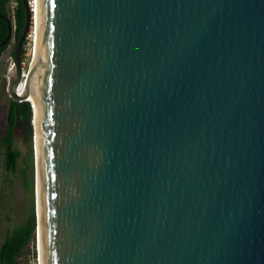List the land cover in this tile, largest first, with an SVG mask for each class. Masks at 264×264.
Here are the masks:
<instances>
[{"label":"water","instance_id":"1","mask_svg":"<svg viewBox=\"0 0 264 264\" xmlns=\"http://www.w3.org/2000/svg\"><path fill=\"white\" fill-rule=\"evenodd\" d=\"M20 1L37 264H264V0Z\"/></svg>","mask_w":264,"mask_h":264},{"label":"rangeland","instance_id":"2","mask_svg":"<svg viewBox=\"0 0 264 264\" xmlns=\"http://www.w3.org/2000/svg\"><path fill=\"white\" fill-rule=\"evenodd\" d=\"M31 30L30 26L28 35H31ZM28 35L22 46L24 53L21 55L24 72L28 70L32 49V37ZM8 47L10 59H6V50L0 56V246L6 235L24 224L31 212L34 213L32 132L28 140L27 126L23 120L17 121L12 130L11 148L17 152L15 166L11 170L5 168L4 140L8 128V108L12 102L7 93V77L11 71L8 69L13 64V39ZM31 125L30 123V128ZM20 261L23 264H37L35 238L20 256Z\"/></svg>","mask_w":264,"mask_h":264},{"label":"trees","instance_id":"3","mask_svg":"<svg viewBox=\"0 0 264 264\" xmlns=\"http://www.w3.org/2000/svg\"><path fill=\"white\" fill-rule=\"evenodd\" d=\"M8 2L9 0H0V16L8 17ZM14 18H13V38L14 44L23 27L25 13L20 0H14ZM7 36V25L3 18L0 17V42ZM8 43L0 48V56ZM24 51H22V54ZM31 119V111L28 103L11 102L7 113V135L4 140L5 147V168L11 170L14 168L17 152L11 148L12 130L17 121L23 120L27 126V139L31 138V128L29 124ZM35 237V217L31 212L28 219L13 230L12 233L6 235L3 243L0 246V264H23L20 261V256L29 247V244Z\"/></svg>","mask_w":264,"mask_h":264},{"label":"bare ground","instance_id":"4","mask_svg":"<svg viewBox=\"0 0 264 264\" xmlns=\"http://www.w3.org/2000/svg\"><path fill=\"white\" fill-rule=\"evenodd\" d=\"M32 10H33V12H32L33 23L31 25V27H32V30H31L32 49L30 52L29 67H28V70L26 72H24V69L22 68V72H21L20 77H19L17 84L15 86V90L17 92H23L30 85V83L32 81L33 66H34L35 54H36L37 0H35L34 4L32 5ZM33 45H34V47H33ZM28 100H30V99H28ZM24 101L25 100L23 98L17 97L16 102L23 103ZM30 101L33 102V100H30ZM31 124L35 128V115L33 117V121ZM35 142H36V136H35Z\"/></svg>","mask_w":264,"mask_h":264},{"label":"built area","instance_id":"5","mask_svg":"<svg viewBox=\"0 0 264 264\" xmlns=\"http://www.w3.org/2000/svg\"><path fill=\"white\" fill-rule=\"evenodd\" d=\"M27 2H28L29 8L32 9V5L34 4L35 0H31V1L27 0ZM14 6H15L14 0H9V2H8V17H9L12 25H13V18H14V15H13L14 14ZM30 36L31 35H28V37H30ZM8 46L5 49L6 50V59H10V55H9L10 53H9V47ZM12 67H13V64L9 67L8 70L10 71L12 69Z\"/></svg>","mask_w":264,"mask_h":264},{"label":"flooded vegetation","instance_id":"6","mask_svg":"<svg viewBox=\"0 0 264 264\" xmlns=\"http://www.w3.org/2000/svg\"><path fill=\"white\" fill-rule=\"evenodd\" d=\"M12 39L14 40L13 36H12ZM12 39H10V40L7 42L8 45H9V43L11 42ZM1 42H2V41H1ZM1 42H0V43H1ZM4 45H5V44H4ZM4 45H3V46H4ZM8 45H7V46H8ZM3 46H0V48H2ZM7 46H6V47H7ZM5 49H6V48H5ZM5 49H4V50H5ZM11 52H12V55H13V50H11Z\"/></svg>","mask_w":264,"mask_h":264}]
</instances>
